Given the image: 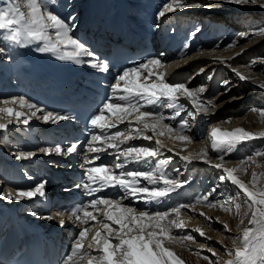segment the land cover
Returning <instances> with one entry per match:
<instances>
[{
  "label": "snow or ice",
  "instance_id": "obj_1",
  "mask_svg": "<svg viewBox=\"0 0 264 264\" xmlns=\"http://www.w3.org/2000/svg\"><path fill=\"white\" fill-rule=\"evenodd\" d=\"M219 2L233 6H258L264 10V0H219ZM21 3H25L30 9L28 15L21 11ZM214 7V0H168L163 9L157 13V17H163L165 13L177 10L212 11ZM75 20L74 14L65 20L49 11L46 0H6V6L0 7V30H6L7 34L0 39L8 40L18 47L41 45L34 50L38 53L53 54L59 60L70 59L77 65L87 63L93 68L99 67L103 73H108L109 63L104 61L102 65H98L95 62L96 54L90 51L78 37L70 34L76 26ZM199 30L196 29L191 35H195ZM254 31L264 34V26ZM239 35L247 38L248 33H239ZM230 46L226 45V47ZM7 52L6 48L0 47V53ZM162 56L163 53L159 57L149 56L142 61L134 62L135 66L117 73L114 83L107 85L108 96L97 111L88 117L85 128L87 139L72 141L66 147L49 145L38 150L47 155L55 153L73 156L75 154L74 162L83 170L84 177L75 183L73 188L82 190L85 196L91 198L70 207L60 208L55 213V216L59 217L58 223L61 227L65 225V216H67L69 221L78 222L80 229L70 248V254L66 256L63 264H85V261L86 264H183L173 251L165 247L166 241L193 239L190 235L173 234V228L185 227L186 222L179 218L181 209L194 207L195 204L203 202H207L212 207L220 203L208 199L211 192L216 190L213 188L211 192L188 203H177L170 208L149 207L153 203L157 205L163 203L170 193L175 192L185 183L180 181L178 176L169 175L162 169V165L168 162L165 159L157 160L154 168L147 167L151 162L150 158L160 157L163 149L167 147L161 137L173 138L172 134L176 132L174 137L176 140L186 143L193 141V137L184 134L186 128L191 127L186 118L180 123L178 131L171 124L164 123L165 120L175 121L180 115V110L184 107L179 104L180 97L184 96L192 102L195 112L190 111L188 115L193 121L197 114L207 115L217 107L214 96L207 97L204 101L200 99L199 94L205 91L204 86L192 90L186 83L166 82L164 74L155 71L170 63L162 61ZM82 57L91 59L85 61L81 59ZM6 59L12 61L13 57L8 54ZM236 74L241 81L248 80V77L243 74L238 72ZM148 81L152 82L148 83ZM221 83L225 85V92L230 90L227 87L228 81ZM259 87L264 89V83ZM238 99L240 97H228L229 101ZM3 104L4 107H0V131H7L9 125L13 123L28 126L33 117L53 124L65 119H75V117H69L67 113L45 111L42 106L29 102L23 97L4 98ZM10 104L26 108L28 112L17 111L14 107L8 106ZM163 108L176 109V111L166 116ZM250 110L258 111V109ZM40 112L44 114L37 116ZM261 116L264 117V111H261ZM5 117H8L7 122H3ZM125 123H127L126 129L115 133L111 131L114 128L119 129V126ZM149 132L153 135H147ZM210 135L212 149L219 154L217 158L222 161L220 164L213 165L221 169L220 181L227 180L237 186L246 197L245 203L251 210L249 220L251 226L243 231V244L235 248V260L229 261V264H264V191H251L249 185L237 177L238 172L246 170V161L250 158H244L238 168L224 167V163L228 162L225 160V155L231 153L237 144L264 137V132L254 134L240 128L229 132L213 127ZM137 138L154 139L155 145L129 144ZM81 143L84 148L78 152L77 146ZM124 145L128 146L123 147ZM109 149L114 151L109 152ZM168 151L172 150L168 149ZM36 153L37 150H29L14 154L19 160L35 157ZM99 153L114 155L115 160L111 164H97L96 161H99L101 157L95 154ZM170 159L171 157L168 158ZM181 159L191 164L193 160L209 163L211 158L207 150H204L198 156L189 154L182 156ZM129 164L143 165V167L128 168ZM116 170L120 171L117 173ZM174 171L179 173V169ZM141 181L146 183L142 184ZM47 183L42 181L28 190L17 189L14 194L12 191L7 193L0 191V198H5L8 202L13 200L20 202L40 197L46 201ZM108 189L119 191L114 195H97L107 192ZM68 190L70 189H66ZM128 200L131 203H124ZM138 203H143L145 207L137 208L135 205ZM240 208L241 204L236 203L237 213ZM224 210L230 211V208L225 207ZM30 215L35 217L40 216V213L33 210ZM200 215L204 216V213ZM41 218L53 220L54 216L48 214ZM224 230L230 231L228 225H224ZM196 231L201 236L204 235L201 230Z\"/></svg>",
  "mask_w": 264,
  "mask_h": 264
},
{
  "label": "bare ground",
  "instance_id": "obj_2",
  "mask_svg": "<svg viewBox=\"0 0 264 264\" xmlns=\"http://www.w3.org/2000/svg\"><path fill=\"white\" fill-rule=\"evenodd\" d=\"M57 1L58 3L62 4L63 15L70 16L75 14L78 10H81L82 5L86 0H68V2H65L64 0H57ZM128 1H134V0H112L111 2L116 3L119 6L125 8L126 2ZM144 2H147V0H143L142 4ZM167 2L168 0H162L158 4L157 7L158 12H160L163 9V6ZM214 4L215 7L212 11H207L204 9H187L184 11L177 10L176 12L165 13V15L163 16L164 20L171 22V24L173 25H170V23L166 25L167 30L161 27L157 29V33H161L163 37L169 36V38L171 39L173 38V40L176 37L179 38L180 42L178 43L181 45V52L175 55H173L172 53H168L167 56L168 59H167V58H163L166 55V51L161 48L159 53L160 56L161 53H163L162 61H169L170 63L165 64L164 67L158 68L155 71L157 73H163L166 82L186 83L187 87H189L192 90H196L199 86H204L205 91L202 94H199L200 99L204 101L205 98L214 96L215 97L214 103L217 105V107L212 109L207 115L202 113L196 115L195 121L192 120V128H193L192 132L195 137H193V141L191 143H186V142L182 143L181 141H178L176 139L173 140L172 138L161 137L162 141L166 144L167 147L162 151V155L164 156L161 155L162 157H158L157 160L165 159L168 161L166 164L162 165L163 170L166 165H169L168 164L169 162L173 163L170 164L172 165V167H177V166L180 167L181 168V172L179 175L181 177L180 181L185 182L183 186L186 184L185 181L186 178L190 176L193 173V171H195L198 167L203 168L204 172H208L212 176L216 175L215 172H219L221 170L215 167H209V166L207 167V165H204V162L202 160H193L191 164H186V162H184L181 159L183 154L185 155V151L186 152L189 151L190 153V151L199 148L201 145H204L207 142H209V145L211 146L210 134H211V129L213 127H218L220 128L221 131H229V132L240 128L254 134H259L264 130V117L261 116V111H264V89H261L259 87L260 84L264 83V59L261 61L258 60L256 62H253L252 64L251 63L246 64V61L250 56H253L256 52H259L264 47V42H262L264 41V36L261 37V34L255 33L253 31L254 30L253 27H255L253 24L259 23L258 21L262 20L264 10H261V8H259L258 6H233L227 3H220L219 0H214ZM4 5L5 4H2V6L0 7H3ZM20 7H21V11L24 12L25 15H28L30 9L27 7V5L25 3H21ZM247 7H252V8H247ZM255 8H258V10H260L261 12H257ZM55 12L56 14H58V12L60 13V11H55ZM58 15L61 16V13ZM80 15L82 16V19H84L83 14L80 13ZM173 17L177 18L176 22ZM82 19L77 23L78 27L80 26ZM201 19L202 20L206 19L203 27L201 26L202 24L200 25L199 22L196 23V21H199ZM213 24L219 27V28L213 27V30H219V35H220L219 40L215 39L211 35L208 36L206 35L209 31H211L207 26L208 25L212 26ZM233 26L239 28L238 31L239 33H248V34L252 33L255 37L253 38L248 35V40L246 42H243V40L247 38L235 32L237 33V36L230 38L232 36L230 33L233 30ZM203 28H205L204 30L205 33H202L200 31ZM196 29H200V30L196 32L195 35H191V33H193ZM199 33L205 35L204 36L202 35L201 37L200 36L201 34ZM6 34H7L6 30H0V37ZM0 43H2V45L0 44V46H6V49L9 50L15 49L16 55L14 56L19 57L21 50L18 46L12 44L10 41L5 39H0ZM225 45H231V46L226 47ZM5 56L6 55H3V53H0V62ZM28 57L30 59L32 58V56L30 55H28ZM3 65L4 63L1 66ZM201 69L203 70L201 71ZM237 72L248 77V80L241 81L236 74ZM41 74L42 72L38 74V78L40 77ZM223 77L232 79V83H231L232 85L230 87L227 86L230 89L227 92H225V86H221L217 82L219 79ZM8 78L10 80L13 79L12 76H9ZM3 79H4L3 77H0V83H2ZM151 82L152 81H148V83ZM237 93H241V94L237 95ZM10 94L11 93H7L6 96H8V98H14L13 97L14 95L9 96ZM236 95L237 97H240V99L235 101L228 100L229 96H236ZM183 99H186V102L182 101ZM32 100L34 103L36 101V98H32ZM221 101H225V103H221ZM179 104L180 105L185 104V107L192 108V102L189 99L185 98L184 96L179 99ZM8 106L14 107V109L17 111H24L26 113L28 112L26 108H20L18 105L10 104ZM0 107H4L2 101L0 102ZM219 109H223V110L220 111ZM250 109H258V111H252ZM180 111H181L180 113H182V109ZM192 112H195V110H193ZM41 113L43 112L37 113V116H42ZM34 118L35 117H33L30 120L29 125L25 127V131L27 132H24L25 138L30 140V142L29 143L25 142L23 145L21 144L20 147L23 150H27V151L37 150L38 152L39 150L38 147L40 146V142L37 139L32 140L31 137L32 134L28 133V131L31 132L36 128L40 129L42 127L40 124L44 122L42 119H37V118L34 119ZM7 119L8 117H5L3 122H7ZM218 121L222 123H217ZM44 124L46 126L48 125L46 123ZM50 124L51 122L49 123V125ZM16 125L17 124L15 123L9 125V128H11V132L16 130L13 129V127L15 128ZM123 125L124 124H121L119 126V129L121 130L126 129V127H124ZM21 126L24 127L25 125L23 124L17 125V127H21ZM19 131L21 132L15 133L17 137H20V134L23 132V129ZM150 133L151 132H149L148 135ZM34 135L37 136V133H34ZM8 136H9L8 131H0V141H2L1 143L2 145L0 144V152L2 151L1 149L4 145L3 143L8 142V138H7ZM190 137L192 136L190 135ZM262 139L263 137H258L256 139L251 140L252 145L254 144V146L255 145L256 147L258 146L257 151L264 149V140ZM169 140L172 142L174 141V146H172ZM131 144L135 146L155 145V143L153 142L149 145L147 143H144L143 141L134 142ZM9 147L10 146H7V149ZM123 147H125V145ZM7 149L4 150V152L6 151V153L8 154L11 151L9 150V152H7ZM168 149H171L172 151H168ZM176 153L179 154L177 155ZM216 155H218V153L215 150L211 149L209 151L210 158L215 157ZM258 156L259 158L252 157L250 158L249 161L255 164L259 160L264 161V151ZM62 157L64 158L65 156ZM169 157H171L170 160H168ZM13 158L14 156H12V160H8L7 157L6 159L4 157V160L0 161V191L5 193L12 191L14 194L15 191L17 190L16 187L25 188V183L24 182L20 183L22 181L21 179L17 180V178L20 177L19 171H22L23 169L29 170V167L26 166L24 163V161H26L28 158H22L19 160H15ZM229 161L230 162L228 164H231V160ZM30 162L31 161H29V163ZM209 163H213L214 165L219 164L215 160H211V159ZM186 165L187 166L191 165V166L189 168L186 167ZM135 167H139V166L135 164L132 165V168ZM238 167L240 166H233V168H238ZM116 171L118 173L120 170H116ZM261 171H264L263 167H259V168L254 167V169L252 168L249 170V174H247L248 176H242L239 179L242 180V182H244L247 185H249L248 181L255 183L256 185L253 184L251 186L249 185L251 191H257V192L264 191V177L261 179V183H257L258 180L254 179L256 178V175H260V176L262 175V173H260ZM22 176L26 177V174L23 173ZM237 176H239L238 173ZM144 183L146 182H143V184ZM201 185L204 184L202 183ZM203 187L206 186L204 185ZM217 187L221 197L222 196L232 197L233 202L235 204L239 203L241 204V206L246 204L245 203L246 200H244V195L242 191L239 190L237 186L232 185L229 181L221 182L219 180L217 182ZM186 188L193 190L195 187L186 186ZM112 190L114 191V194L119 191L118 189L115 190L112 189ZM238 193L240 194L238 195ZM212 195L213 193L209 195L208 199H210ZM198 197H199V193L197 195H194V200ZM30 201L31 200L25 199L20 202H16L15 200H13L12 202H8L5 198H0V221L3 220L4 218L8 219L7 224L4 222L3 226L5 227L6 224L11 228L14 227L13 220L10 217L6 218V214H5L6 212H9L11 216L12 215L17 216L19 215V213L20 214L25 213L30 209ZM124 203L128 204L131 203V201L130 200L124 201ZM178 203L181 202L179 201ZM153 205L154 204H151L149 205V207ZM135 206L137 208L145 207L143 203H138ZM151 208L155 209V207H151ZM157 208H162V207H157ZM185 209L189 210L187 213L188 215H186L187 218L185 216H182V218L184 217L186 218V219L184 218L185 219L184 221L186 222L185 227L183 229L173 228L172 231L178 233L179 235L191 234L192 237L197 238L202 242L212 244L214 246H219V244H217L218 242L214 240V239L217 240L219 238L216 236L215 231L216 230L220 231L224 225L222 226L217 225L215 219L217 218L218 213L212 212L211 214H209L211 210L206 211V208L204 207H200V208L198 207L196 209H193L191 207ZM200 213H204V216H201ZM234 213L235 214L231 219V226H232L231 235H234V237H231L232 239L229 238V240H226V242L227 243L230 242L229 244H232L233 247L232 250L235 251V248L241 246L240 244L242 243V235L240 233H243V231L246 228L251 226L249 224L251 215L241 209H239L238 213L237 210H235ZM28 214H30V212ZM28 214H25V217ZM195 217L197 219H195ZM206 218H210V219H206ZM241 221H243V223H241ZM194 222L197 223L196 225L197 227L195 228L201 230L204 233L203 236H201L198 231L192 229L193 227L192 225L194 224ZM25 223L35 225L36 221L34 219H28L25 220ZM192 230L194 234H192ZM226 232L227 231L223 230V233ZM15 237L17 238V236ZM224 238H227V236L226 237L224 236ZM0 239H1V229H0ZM223 243L227 244L225 243V241H223ZM224 244H220V245L224 246ZM229 244L224 246L223 249L226 248L227 249L226 251H229L230 250ZM167 248L173 251L174 254H176L184 262V264H189L186 261L187 259H184L186 257L183 258L182 256L183 254L182 244L181 245L179 244L176 250H172L170 247ZM222 257L224 258V260H227L225 255H223V252H222Z\"/></svg>",
  "mask_w": 264,
  "mask_h": 264
},
{
  "label": "rangeland",
  "instance_id": "obj_3",
  "mask_svg": "<svg viewBox=\"0 0 264 264\" xmlns=\"http://www.w3.org/2000/svg\"><path fill=\"white\" fill-rule=\"evenodd\" d=\"M3 3H2V2ZM0 3H1V5L0 6H2V4H5L4 6H6V0H0ZM247 8H252V7H247ZM49 10V9H48ZM242 10V9H241ZM255 10L257 11V12H261L260 10H258V8H255ZM262 10V9H261ZM50 11V10H49ZM246 11V10H245ZM51 12H54V11H51ZM218 12V11H217ZM54 13H56V12H54ZM58 14H60L59 12H58ZM61 18H63V16L61 15L60 16ZM174 18V17H173ZM64 19V18H63ZM174 20H175V22H176V20H177V18H174ZM206 21V19H204V20H199V21H196V23L197 22H199L200 23V25L203 27L204 26V22ZM259 23H254L253 25L255 26V27H253L254 28V30L256 29V28H258V27H260V26H264V14H263V17H262V20L261 21H258ZM246 28V27H245ZM252 28V29H253ZM238 29V30H237ZM234 30V31H233ZM233 30L231 31V37L230 38H233V37H235V36H237V33H239L238 31H239V28H236V27H234L233 26ZM253 30V31H254ZM202 33H205L204 32V29H201L200 30ZM209 32H211V31H209ZM235 32H237V33H235ZM255 32V31H254ZM255 33H257V32H255ZM54 34V33H53ZM199 34H201V33H199ZM229 34V35H230ZM205 34H203V36H204ZM250 37H255L252 33H249L248 34ZM54 36V35H53ZM201 37H202V35H200ZM264 36V34H261V37H263ZM215 39H218L219 40V38H220V35L219 36H217V37H214ZM230 38H229V40H230ZM248 40V36H247V39H245V40H243V42H246ZM262 42H264V41H262ZM1 45H2V43H0ZM226 46V45H225ZM1 47V46H0ZM264 59V47L259 51V52H256L253 56H250L248 59H247V61H246V64L247 63H253V62H256V61H258V60H263ZM261 64H262V62H261ZM212 73V72H211ZM211 73H209V74H211ZM222 81H228L229 82V84L227 85L228 87H230L232 84V79H228L227 77H223V78H221V79H219L217 82L221 85V86H225V85H223L221 82ZM241 93H237V95H240ZM236 95V96H237ZM183 96H181L180 98H182ZM164 109V111L166 112V111H168V108H163ZM162 109V110H163ZM220 111L221 110H223V109H219ZM181 112V111H180ZM35 119V118H34ZM192 117L188 120V124L189 125H191V127L190 128H186V131L184 132V134L185 135H189L190 136V131L191 130H193V128H192ZM164 123H166V122H164ZM170 124V123H169ZM172 125V124H171ZM173 126V125H172ZM25 127L26 126H24V127H17V125L15 126V128L13 127V129H16V130H22L23 129V132H22V134H24V132H27V131H25ZM21 128V129H20ZM173 128L175 129V127L173 126ZM15 130V131H16ZM9 133L11 132V128H9L8 130H7ZM14 131V132H15ZM21 132V131H20ZM263 132H264V130H263ZM16 133V132H15ZM14 133V134H15ZM151 134V135H150ZM149 134V136H152L153 134L152 133H150ZM175 134H176V132H174L173 134H172V139L174 140L175 138ZM147 135H148V133H147ZM9 136H12V134L11 135H9ZM14 136H17L16 134L14 135ZM205 136V135H204ZM22 137V136H21ZM22 138H24V137H22ZM13 139V138H12ZM12 139H9L10 141H8V142H4L3 144V147H2V151L0 152V159H1V161L2 160H4V157H5V159H6V157H7V159L8 160H12V156L10 155L11 153H12V146H13V149H14V151L15 152H18V148L17 149H15V146L16 147H20L21 146V143H20V141H19V139L17 140V142H16V144H14L15 143V141H13ZM137 139H140V138H137ZM143 139V138H142ZM4 140V139H3ZM262 140H264V137H263V139ZM150 142L149 143H147V144H151L152 142L153 143H155V141L153 140H149ZM170 141V140H169ZM171 142V144H172V146H174V141L172 142V141H170ZM182 142V141H181ZM263 142V141H262ZM2 143V141H0V144ZM11 144V146H10V144ZM145 143V142H144ZM183 143V142H182ZM208 144V145H207ZM246 144V145H245ZM2 145V144H1ZM10 146L11 147V149H10V153H6V151L4 152V150H6L7 149V146ZM251 145V146H250ZM9 147V148H10ZM251 147V148H250ZM258 147V146H257ZM257 147H256V145L254 146V144L252 145V142L251 141H246V142H242V143H239V144H237L236 146H235V148L231 151V153H229V154H227V155H225V160L226 161H228L227 162V164L226 163H224V165L227 167V168H233V166H241V164H240V162L242 161V160H244V158H259V154H261V153H263V151H264V149L263 150H260V151H257ZM5 148V149H4ZM9 148L7 149V152H9ZM186 149V148H185ZM212 148H211V146L209 145V142H207L206 144H204V145H201L199 148H197V149H195V150H193V151H190V153H189V151H185V155L187 156V155H189V154H191L192 156H198V155H200L204 150H207V152H208V155H209V151L211 150ZM14 153V152H13ZM184 154H183V156H185ZM219 155V154H218ZM218 155H216L215 157H211V160H215L216 162H218L219 164L220 163H222L221 161H219V159L217 158L218 157ZM229 155H231V156H229ZM162 156H164V155H162ZM162 156H160V157H162ZM16 156H14V158L13 159H15V160H17L16 158H15ZM237 158V159H236ZM235 159V160H234ZM218 160V161H217ZM229 160H231V164H228L230 161ZM233 160V161H232ZM250 159H248L247 161H246V165H245V171H243V172H238V175L239 176H237L238 178H240V177H242V176H248L247 174H249V170L250 169H254V167H256V168H259V167H263L264 168V161L263 160H259V161H257V163L255 164V163H253V162H250L249 161ZM238 162V163H237ZM233 163V164H232ZM237 163V164H236ZM168 164H173L172 162H169ZM187 164V163H186ZM204 165H207V167L209 166V167H214L213 165V163H204ZM167 166V165H166ZM166 166L164 167V169L166 168ZM172 166V165H171ZM185 166V165H184ZM191 166V165H190ZM190 166H187L186 165V167H189L190 168ZM224 166V167H225ZM168 167H169V165H168ZM170 168H172V167H170ZM189 168H187V169H189ZM199 168V169H198ZM195 171H193V173L190 175V176H188L186 179H188V180H193V181H196V182H198V186H199V183H200V187L199 188H201V189H199L198 191H199V197H201V193H200V191H203V189L202 188H206V190L208 191V192H211V190L213 189V188H215L216 190H215V192L213 193V195L210 197V199H209V201H219L220 203H218L215 207H212V206H209V204L207 203V202H203V203H199V204H195V206L194 207H192L193 209H196V208H200V207H204V208H206V211H210L211 210V212L209 213V214H211L212 212L213 213H218L217 214V218L215 219V221L217 222V225H219V226H222V225H228V227H229V229H230V231H227L226 233H223V230H224V226H223V228L219 231V230H216L215 231V234H216V236L217 237H219L217 240L216 239H214L215 241H217L218 243L217 244H219V246H214V245H212V244H208V243H205V242H202L201 240H199V239H197V238H194L193 237V239H190V240H177V241H173V242H168V241H166L165 242V247H170L172 250H176L177 249V246L180 244H182V246H183V250H182V256H183V258L184 257H186V258H184V259H187L186 261L189 263V264H229V261H234L235 260V256H234V250H232V244H229L230 242H226V240H229V238H231V237H234V235H231V219H232V217L234 216V211L236 210L235 209V203L233 202V200H232V197H230L231 199H228L229 197H225V196H220V193L218 192V187H217V182L220 180L219 179V175H220V172H221V170L219 171V172H215V174L216 175H214V176H212L211 174H209L208 172H204V169L203 168H201V167H198ZM174 169H179V173H177V172H174V173H172V174H170V175H172V176H178L179 177V180L181 179V177L179 176L180 175V172H181V168L180 167H174ZM201 172H200V171ZM170 171V170H169ZM168 171V172H169ZM204 172V173H203ZM217 173H219V174H217ZM260 173H262V175L260 176V175H256V178H254V179H256V180H258V182L257 183H261V179L264 177V171H261ZM188 180H185V181H188ZM225 181H227V180H225ZM187 184H189V181L188 182H186ZM204 184L206 187H203L204 185H201V184ZM248 183H249V185L251 186L252 184L253 185H256L255 183H252V182H250V181H248ZM186 186H188V187H195L194 189H193V191L194 190H197V188H196V185L194 184H190V185H186ZM185 186V187H186ZM197 186V187H198ZM184 187V186H183ZM206 192H203L202 194L204 195ZM197 195V194H196ZM244 200H246V197L244 196ZM165 203H167V201L165 202ZM223 205V206H222ZM196 207V208H195ZM212 207V208H211ZM225 207H228V208H230V211H225L224 210V208ZM157 207H155V209H156ZM162 208H164V207H162ZM170 208V207H169ZM189 208H191V207H189ZM241 210H244V211H246L247 213H249L250 215H251V210L247 207V204H245V205H242L241 206V208H240ZM214 210V211H213ZM217 210V211H216ZM188 209L186 210V209H183V210H181V217H179L180 219H182V220H185L187 217H186V215H188L187 213H188ZM182 216H185L184 218H182ZM195 219H197L196 217H195ZM197 225V223L196 222H194V224L192 225L193 227H192V229L193 230H197V228H195V227H197L196 226ZM250 227V226H249ZM193 230H192V234H194V232H193ZM217 231H219V232H217ZM173 234H176V235H179L178 233H176V232H173ZM241 235H243V233H240ZM188 235H190V236H192L191 234H188ZM224 236L226 237L227 236V238H224ZM232 239V238H231ZM223 241H225V243H227V244H224L223 243ZM241 243V242H240ZM220 244H224V246H226V245H228L229 244V246H230V250L229 251H226L227 249L225 248V249H223V247L224 246H222V245H220ZM242 244H243V240H242V243L240 244L241 246H242ZM185 250V251H184ZM220 252V253H219ZM222 252H223V255H225V257L227 258V260H224V258L222 257ZM213 253H215V255H213ZM221 254V255H220ZM183 264H184V262H183Z\"/></svg>",
  "mask_w": 264,
  "mask_h": 264
}]
</instances>
